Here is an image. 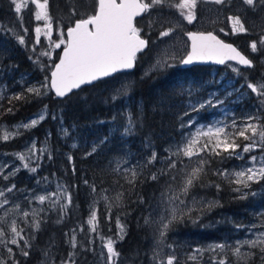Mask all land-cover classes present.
Segmentation results:
<instances>
[{
  "label": "snow or ice",
  "instance_id": "snow-or-ice-1",
  "mask_svg": "<svg viewBox=\"0 0 264 264\" xmlns=\"http://www.w3.org/2000/svg\"><path fill=\"white\" fill-rule=\"evenodd\" d=\"M209 2L228 10L232 7L230 0H177L175 3L172 0H95L92 4H83L80 0H65V9L73 24L65 31L62 26L54 25L50 0H32L36 9L35 20L45 22L43 27L37 26L34 29L35 42L32 51L35 52L36 46L40 44L42 34L51 41L55 26L60 39L59 42L52 43L51 48L60 49L63 45L62 56L59 57V63L54 64L50 78L45 76L43 81L28 83L27 86L22 79L19 83L23 91H8L7 85H0V108H3V101L6 99L9 106L4 108V112L12 113L15 102H30V98L41 99L50 90H54L57 97H65L74 89H79L81 85L90 84L119 70L132 69L137 54L142 53L149 46V40L142 38V28L137 26L141 20L148 17L143 26L146 29L145 35L156 31L158 40L166 37L177 39L182 32L181 24L177 20L168 18L166 10L177 9L179 20L191 24L198 19V6ZM10 5L16 14L27 7L26 0H10ZM241 6L244 11L227 17L233 34L249 32V27L246 26L249 12L264 20V0H241ZM138 17L140 20L137 19ZM18 19L22 20V17L18 16ZM251 27L255 28L256 24L252 23ZM21 29L24 35H19L11 28L0 30V35L10 36L19 45L26 46L25 35L28 29L23 25ZM220 31L223 32V29ZM184 35L191 40V50L179 59L178 62L182 65H190L196 61H215L219 64L236 61L237 65L254 67V61L249 56L233 45L226 44L212 32H188ZM65 36L67 40L64 39ZM172 47L173 45H168L156 54L153 69L175 66L177 57L176 53L171 51ZM250 50L252 53L264 52V29H261L258 40L251 42ZM41 56L51 57V51L41 52L35 57L34 63L40 65ZM5 58V53L0 52V62ZM4 70L0 69V74ZM233 71L241 75L239 67H234ZM245 86L255 94L257 100L253 112L241 117L225 112L226 119H216L206 124L199 123L196 116L191 113L198 114L202 109L217 108L224 104V100L220 99L217 93H209L206 99H198L196 103L188 104L190 111L185 112L184 115L189 118L186 123L181 124V128L188 131L182 133L181 142L173 146L174 150L170 147L166 150L167 154L161 156L148 142L146 147L149 148V155L144 158L143 163L139 161L133 163L121 158L110 162L114 164L112 171L126 178L133 189L136 187L138 175L148 166L154 167L157 163L162 167L151 172L146 179L159 182L160 179L167 178L166 192L161 193L159 203L153 205L151 202H146L142 195L137 194L140 204L147 203L148 215L143 217L144 225L153 229L154 244L149 264L199 262L205 252L210 254L209 264H230L228 252H231L236 261L245 262L253 260L258 252L260 260L264 262V231H253L255 225L248 229L252 233V239L236 240L231 244L215 243L206 248L196 247L181 255L177 254L174 244L166 243L168 233L174 224L185 221L196 224L206 212L220 206L217 200H207L203 197L197 199L195 195L189 199L191 190L197 186H212L217 191L221 190L219 183L208 185L201 183V178L207 175L214 159L218 162L232 158L244 161V165L239 170L218 168L213 175L232 186V191L237 194L236 199H247L249 195H257L251 191V186L264 181V76L255 83L246 80V85L242 87ZM128 88L129 85H122L116 90L118 95H114L112 99L126 95ZM6 91L8 94L5 96ZM186 91L191 96L192 90L189 88ZM231 94L227 92L225 99ZM46 117L47 105L27 123L21 122L13 126L10 131L7 125L0 124V140L14 139L21 135L22 131L37 127ZM53 119L56 117L54 116ZM125 119L122 135L129 136L135 131L139 117H134L129 112ZM61 131L65 137H70L67 128L62 126ZM106 142H108L107 137L100 141L101 144ZM41 143L42 146L37 147V141L33 139L25 145L24 151L12 154L20 162L19 165L13 166L0 161V181L3 182L0 184V249H3V253H0V264H20V260L16 259L17 255L26 260L33 250L36 234L47 222L48 213H57L56 223H61L73 204L72 191L69 190L68 185L58 180H49L48 177L35 179V174L42 167L45 157L48 160L53 159L51 149ZM72 147L76 148L77 145L74 143ZM256 149H260L261 154L249 155L245 160V154H250ZM97 151L98 147L94 143L91 150L85 153V158L94 155ZM67 159L75 175L77 169L73 162L74 157L69 154ZM9 168L11 170L6 171ZM22 169L32 175L36 187L43 185L40 187V192H36L34 188H18L17 184L12 182ZM129 176L131 178L127 179ZM82 183L93 197L89 204V215L83 224H78L69 233H65L66 243L71 250L66 258H61L60 264H87L88 253L97 255L93 247L96 242L93 234H96L101 241L100 247L103 250L98 253L101 264H123L124 258L116 246L125 239L127 227L121 222V216L117 215L115 238L101 236L97 205L100 201L104 202L105 219L111 221L112 208L114 205L122 206L124 193L117 191L111 196L109 189L101 187L98 191L95 182L90 183L88 179H83ZM53 186L54 190H51ZM71 187L75 190L78 185L73 184ZM22 202L25 207H22ZM161 205L164 206L163 211L160 210ZM124 215L126 217L127 213ZM258 215L264 216V213ZM261 224L264 225V220ZM85 226L88 228L87 245L77 241L78 233H85ZM236 227L239 229L242 226L236 225ZM50 247L41 251L46 264H55L53 256L50 255ZM244 248H247V251H242Z\"/></svg>",
  "mask_w": 264,
  "mask_h": 264
},
{
  "label": "trees",
  "instance_id": "trees-1",
  "mask_svg": "<svg viewBox=\"0 0 264 264\" xmlns=\"http://www.w3.org/2000/svg\"><path fill=\"white\" fill-rule=\"evenodd\" d=\"M94 2L95 0H88L87 3ZM61 11L67 14L65 5H62ZM10 15L12 23L16 17L12 12L10 0H0V20H4ZM141 22L138 26L142 28ZM64 24L65 30L72 24L71 19ZM144 31L146 30L142 28V34L149 40V47L137 56L136 67L132 71L116 73L93 84L85 85L64 98L57 97L50 90L41 99L30 98V102H15L12 113L4 112V108L9 105L6 99L3 101V108H0V123L7 124L24 121L47 105L49 115L44 121L30 131H25L21 136L0 143V150L20 148L24 141L30 137H36L38 143H47L52 151L53 159L48 160L45 157L39 172L42 176L58 177L69 186L73 196V204L69 207L67 215L61 223H56L57 213H48L46 224H43L41 230L36 234L30 256L26 260L20 255L16 256V259L20 260V264L38 263L43 257L41 250L45 249L49 242L53 243L55 264H60L61 258L67 257L71 249L66 243L65 233H69L78 224L84 223L89 215V204L93 198L89 194V189L83 185V179H88L90 183L95 182L98 191L101 187L109 189L111 196H114L117 191L124 193L122 206L114 205L112 208L111 221L105 219L104 202L100 201L97 205L100 217L99 232L115 238L116 216L120 215L121 222L127 227L125 239L116 246L124 258L123 263L149 264L150 228L144 225L143 220L147 213V203L140 204L137 194L142 195L146 202L154 204L167 184V178H162L159 182L146 179L151 172L162 167L157 163L154 167L148 166L142 174L138 175L135 182L136 187L133 189L127 183L126 178L112 171L110 162L124 151V153H130L135 159L134 161L137 159L143 163L144 158L149 155V148L146 147L148 142L158 154L166 155V150L171 145L173 147L174 142L179 140L182 135L181 115L191 100V96L186 91L188 86L191 85L196 89L203 87L210 79L212 66L205 64L182 65L178 62L174 67H167L159 71H146L152 35L149 33L145 35ZM227 40L233 41L234 39L227 38ZM0 52H4L6 56L0 62V69H5L0 74V84L6 83L13 88L11 91L17 92L23 91L20 83L15 81L18 76L22 73L31 74V79L34 78V81L44 80L45 76L50 78V70L59 57L58 55L53 63L46 64V67L41 70L39 65L34 63V57L30 59V53L26 48L20 46L10 36L4 35H0ZM253 61L254 67H242V73L249 75L246 77L243 74L242 77L255 83L262 74V69L258 61L254 58ZM125 75L131 77L130 88L126 95L118 96L113 100L112 97L118 95L117 87L123 83L122 77ZM240 79L246 83V80ZM6 92L5 96L8 94ZM129 112L134 117L138 116L139 122L131 135L124 136L122 135L123 125L126 123L125 116ZM54 116L56 119H53ZM57 119L64 121L65 128L71 134L70 137H65L59 130ZM105 137L108 138V142L101 144L100 141ZM74 143L77 145L76 148L72 147ZM94 143L97 145L98 151L85 158V153L91 150ZM69 154L74 157L73 162L77 169L75 175H73L71 164L67 159ZM226 166L223 162L214 159L207 175L201 178V183L205 185L209 183L221 184L220 191L212 186H197L193 189L201 195L200 197L217 199L220 206L206 212L196 224L187 221L174 224L171 228L172 235L179 238L180 242L187 239L188 243L200 244L215 240L220 237V229L226 231L227 228H230L229 215L233 216L232 219L237 218L236 213L240 211L241 206L238 208L235 206L232 186L213 175L216 169ZM25 173H28L27 170H21L14 181L22 187L33 186L35 179L32 176L28 175L22 180ZM130 178L129 176L127 179ZM73 184L78 185L75 190L71 187ZM125 213H127L126 217ZM193 215L195 216V213ZM247 219H249L248 215L246 223ZM237 221L242 223L243 219L239 218ZM212 224L217 226H212ZM80 242L83 241L79 240L78 243ZM83 243L87 245V238ZM94 248L96 249V246ZM1 253H3V249ZM97 257L98 253L97 255L88 253L87 264H95Z\"/></svg>",
  "mask_w": 264,
  "mask_h": 264
},
{
  "label": "rangeland",
  "instance_id": "rangeland-1",
  "mask_svg": "<svg viewBox=\"0 0 264 264\" xmlns=\"http://www.w3.org/2000/svg\"><path fill=\"white\" fill-rule=\"evenodd\" d=\"M80 2L83 4H88L87 3L88 0H80ZM172 2L175 3V2H177V0H172ZM26 3H27V7L25 9H22L21 13H19V14H16L12 8V12L14 13V16L16 17L15 20L12 21V23H11V20H12L11 15L8 16L7 18H5L4 20H0V30L6 29V28H11L14 31H16L19 35H24V33L21 29V25H23L24 28H27L28 32H27V35H25L26 46H22V47L26 48V50L30 53L31 57H34V59H35V57L37 55H39L41 52L51 51V57H49V56H41L40 57L39 68L41 70H43L46 67V64H49V63L51 64L54 62V60L57 59L58 55L61 52V49L63 48V45L61 46L60 49H54L53 50L51 48V44L55 43V42H59V39H60V37L58 35V31L54 26V30H53V33L51 36V41H49V39L42 34L40 37V44L36 46L35 52L32 51V45L35 42L34 29L37 26L43 27V24L45 22L35 20L34 13H35L36 9L32 3V0H26ZM230 3L232 5L230 10L225 9L223 7H220V6H217V5H214L211 2L199 5L198 9H197L198 19L196 21L192 22L191 24L187 23L186 21L179 20V12L177 9H175V8L167 9L166 15L168 16V18H170L172 20H177L180 22L182 32L177 39H170V38L166 37V38H163L161 40L157 39V32L156 31H151V33L148 32L150 35H152V38L150 39L151 50L148 53L149 54L148 55V61L149 62L147 64V67H145V70L146 71H159V70L164 69V68L163 69H153L152 65L155 63L156 54L158 52H160L162 49L166 48L168 45H173V47L171 48V51L176 53L177 60H176L175 64H177L179 59H182L187 54V52L189 50V39L187 38L186 35H184V33L189 32L191 26L194 27V29H196V30H210L209 28H212V27H213L212 29L215 31H216V29H219V28L223 29V32H221V31L220 32L222 34H224L227 38H231V39L236 40L239 44L243 45L246 48L248 46L247 49L249 51H251L250 50V44H251L250 40L248 43L245 42V35L247 33L241 34L240 36H239L240 33H237L236 35L233 34L231 31V24H230L229 20L227 19V17L230 15L238 14V13L244 11L243 7L241 6V0H230ZM53 5L55 7H53ZM62 5H65V0H50V12L54 18V25L58 24V25L64 27V25H65L64 22L69 21L70 19L68 17V14H65L64 12L62 13V11H61ZM247 15H248V17H250L249 21L256 24V27L253 28V27H251V24L248 23V21H246V23H247L246 25H248L249 29L252 28L249 31L251 33L249 35V37H253L252 41L258 40L259 35L261 34V29H264V20H261L260 17H258V16H255L256 18H254V15H252V13H250V12L247 13ZM18 16L22 17V20L18 19ZM147 19H148V17H145V20H147ZM145 20H142V22H141L142 28L144 30H146L143 27L145 24ZM217 27H219V28H217ZM220 32H218V33L221 34ZM238 37L240 38L239 40H237ZM64 39L67 40L66 36L64 37ZM153 42H155V44H153ZM250 55H251L250 57H253L261 65L262 74L260 75V77L258 79V80H260V78L262 76H264V52L258 51L256 53H253ZM234 67H239V71H240L241 75H237V73L233 71ZM242 72H243L242 67L233 63V62H228L223 66L213 65L210 68V73H211L210 79L207 83L204 84L203 87L196 89V88H193V86H191V85L188 86V89L190 88L192 90L191 100L187 103V108L184 111V113L187 111H190L188 108V104L190 102L196 103V101L198 99L199 100L206 99L208 94L212 93V92L217 93L219 98L224 100V104L217 107V108L202 109V110H200V112L198 114L197 113H191V115L196 116L199 123H205L206 124V123H209V122L216 120V119H226L227 117L224 116L225 112L229 113V115L234 113L237 117H241L242 115H244L246 113L253 112L254 107L257 105V100L255 98V94L252 93L250 89H248L246 86L242 87V86L246 85V83L244 81H242L240 78L247 80L245 77H242V75L244 74V76H246V77L249 76L247 73H242ZM22 79H23L26 86L28 83H36V82L43 81V80L34 81V78L31 79V74H27V73L26 74L22 73L20 76H18L16 78L15 81L19 83ZM122 79L124 81H123V83L118 85V87H117L118 89H120L122 85H129V81H131V77L127 76V75L123 76ZM239 80H241V81H239ZM0 85H7L8 91H11L13 89L10 85H8L6 83L0 84ZM129 88H128V90H129ZM225 89H227V92L232 93L231 96L227 97V99H225V97L227 96V92H225ZM234 89H238L239 91H235ZM6 93H8V92H6ZM242 93H243V95H242ZM41 110L33 113L31 116H29L27 119H25L24 121H21V122L27 123L29 121V119L34 118L35 114L40 112ZM184 113L181 115L182 123H186L188 118H189V117L185 116ZM48 115H49V110L47 108V117H48ZM21 122H18L15 124H7V123L3 122L0 124L7 125L8 130L10 131L13 126L19 125ZM57 123L59 124V130L60 131H61L62 126L65 128L63 120L57 119ZM31 129H29L27 131H30ZM187 131H188V129H183L182 133H186ZM24 133H25V131H22V134H24ZM21 135H19V136H21ZM33 139H36L37 147L42 146V143H38V140L36 137H30L24 141V144L20 148L13 149V150H3V151L0 150V161L7 163L9 165H13V166L19 165L20 162L18 160H16L12 154L24 151L25 145L29 144ZM181 139H182V135H181L179 140L174 142L173 146L180 143ZM11 140H13V139H11ZM2 142H5V141L0 140V143H2ZM43 144H46L48 146L47 143H43ZM171 147H172V145H171ZM173 150H174V147H173ZM5 154H7V155H5ZM260 154H261V150L256 149L250 154H245V160L247 159V157L249 155L259 156ZM117 158L127 159L133 163L137 161V159H136V161H134L135 159L133 158V156L130 153H124V151L122 153H120L119 155H117L116 157H114L111 160V162ZM185 162H187V161H185ZM225 163H228V164H225ZM110 164L112 167H114V164H112V163H110ZM211 164H212V162H211ZM223 164L227 165L225 168L239 170V168L244 165V161H242L240 159L232 158V159L223 161ZM125 167H127V165H125ZM10 170H11V168L7 169L6 171H10ZM20 172L18 174H20ZM28 175L32 176L29 173H25V175L22 177V180L25 177H27ZM42 177H48L49 180H53V181L58 180V181L63 183V181H61L56 176H53V177L50 175L42 176L39 171L37 174H35V179H39ZM12 182L16 183V181H12ZM0 184H3V182L0 181ZM166 185L164 186V189L162 190V192H166ZM17 187L21 188V189L26 188V187H22L19 185H17ZM40 187H43V185H41ZM40 187H36L35 183L33 186H27V188H34L36 192H40ZM51 190H54V186ZM251 191L257 193V195H255V196L249 195L247 199H236L235 197L237 194L233 192L234 202H236L235 206L237 208L241 206V208H240V211H237V213H236V216H237L236 219L235 218L232 219L233 216L229 215L230 216L229 219L231 220L230 228H227L226 231L220 229V231H219L220 237L219 238H217L215 240H209V241H206V242L200 243V244L193 243V242L188 243L187 239L180 242L179 238L174 237L175 235H172V230H171L168 233V239H167L166 243L174 244L176 247L177 254L181 255L182 253L190 252L191 249L196 248V247L206 248L208 245L215 244V243L228 242L231 244L236 240H243L246 238L252 239L253 238L252 233L249 232L248 229L251 228L253 225L256 226V228L253 229V231H257V230L264 231V225L261 224V221L264 220V216L258 215L259 213H264V181H261L259 184H255V183L252 184ZM161 193L158 195V198L156 199V201L154 202L153 205L160 202ZM192 195H195L197 197V199H199L201 196V195H199V193L195 192L193 189L191 190V192L189 194V199H191ZM205 199L217 200V199H212V198H205ZM21 201H23L22 197H21ZM25 206L26 205L22 202V207H25ZM163 207L164 206L161 205V209H160L161 211H163ZM147 215H148V211L144 215V217ZM247 215H248L249 219H247L248 222L246 223L245 221H246ZM239 218H241V220L243 219L242 223H239V221H237V219H239ZM236 225H241L242 227L237 229ZM212 226H217V225L212 224ZM87 231H88V228H87V226H85V233H82V234L78 233L77 241L81 240L84 242L85 238H87V236H86ZM100 235L103 237H107V235L102 234V233H100ZM93 238L96 241L93 246L94 247L96 246L97 253H99L100 251L103 250L100 247L101 241L98 237H96V234H93ZM153 244H154L153 229L150 228L149 257L151 255V250L153 248ZM49 247H50V255H52L54 258L53 243L52 242H49V244L47 245V247L45 249H48ZM1 251H2V249H0V253H1ZM242 251H247V248L242 249ZM254 251H256V250H254ZM209 256H210V254L205 252L203 258L199 262H189V264H209ZM228 258H229L230 264H264V262H262L260 260L258 252H257V256L253 260H249L247 262H245L243 260L236 261V258L231 255V252H228ZM36 264H46V262L44 260V256ZM95 264H101L99 255L96 259Z\"/></svg>",
  "mask_w": 264,
  "mask_h": 264
},
{
  "label": "water",
  "instance_id": "water-1",
  "mask_svg": "<svg viewBox=\"0 0 264 264\" xmlns=\"http://www.w3.org/2000/svg\"><path fill=\"white\" fill-rule=\"evenodd\" d=\"M139 18V17H138ZM69 26H73V24H71V25H69ZM68 26V27H69ZM66 30H67V28H66ZM65 30V31H66ZM190 32H203V33H208V32H212V31H197V30H193V31H190ZM188 33V32H187ZM214 35H216L220 40H222V41H224L226 44H231V45H233L234 47H236L238 50H240L242 53H244L238 46H236L234 43H232V42H230V41H226L225 39H223L222 37H220L219 35H217L216 33H214V32H212ZM67 38V37H66ZM142 38L143 39H146L145 37H143L142 36ZM188 39H189V50L188 51H190L191 50V40H190V38L189 37H187ZM147 49V48H146ZM145 49V50H146ZM62 50H63V48L61 49V52H60V55H59V57L60 56H62ZM139 54V53H138ZM137 54V55H138ZM245 54V53H244ZM246 55V54H245ZM186 56V55H185ZM248 56V55H247ZM59 57H58V59L55 61V63L54 64H56V63H59ZM250 58V57H249ZM251 59V58H250ZM227 62H229V61H227ZM226 62V63H227ZM232 62H235V63H237L236 61H232ZM225 63V64H226ZM54 64H53V66H54ZM192 64H205V65H216V66H223V65H225V64H219V63H216L215 61H196V62H194V63H192ZM52 66V68H51V70H50V74H51V72L54 70V67ZM135 66H136V63H135ZM135 66L132 68V69H123V70H119V71H117V72H115V73H112L111 75H109V76H107V77H110V76H113V75H115L116 73H121V72H129V71H132V70H134V68H135ZM242 67H246V66H243V65H241ZM107 77H102V78H100V79H98V80H101V79H104V78H107ZM98 80H96V81H93L92 83H90V84H93V83H95V82H97ZM90 84H84V85H81V87L80 88H82L83 86H85V85H90ZM79 88V89H80ZM76 90H78V89H74L73 90V92L74 91H76ZM54 94H55V91L54 90H51ZM69 94H71V93H69ZM68 94V95H69ZM66 97V96H65ZM59 98H64V97H59Z\"/></svg>",
  "mask_w": 264,
  "mask_h": 264
},
{
  "label": "flooded vegetation",
  "instance_id": "flooded-vegetation-1",
  "mask_svg": "<svg viewBox=\"0 0 264 264\" xmlns=\"http://www.w3.org/2000/svg\"><path fill=\"white\" fill-rule=\"evenodd\" d=\"M250 18V17H249ZM254 18H256L255 16H254ZM248 23H250V24H252V22L251 21H249L248 20ZM247 24V23H246ZM138 26V25H137ZM246 26H248V25H246ZM138 27H140V26H138ZM213 28V27H212ZM212 28H209L210 30H197V31H212V32H214V33H216L217 35H219L220 37H222L223 39H225V40H227V37L224 35V34H222L221 32H220V28L219 27H217V28H219V29H216V31L215 30H213ZM252 29V28H251ZM251 29H249V31L251 30ZM193 30H196V29H194V27H190V30H189V32L190 31H193ZM218 32H220L221 34H219ZM241 34H244V33H240L239 34V36L241 35ZM251 33L250 32H248L246 35H245V42H249V40H250V42H252V38L253 37H249V35H250ZM236 35V34H235ZM142 36H144L143 34H142ZM145 37V36H144ZM146 39H148L147 37H145ZM240 38L238 37V39L237 40H239ZM227 41H230V42H232V43H234L236 46H238L246 55H248V56H251L250 54H253L251 51H249L247 48H248V46H247V48L246 47H244L243 45H241V44H239L237 41L236 42H233V41H231V40H227ZM252 58V57H251ZM252 60H253V58H252Z\"/></svg>",
  "mask_w": 264,
  "mask_h": 264
},
{
  "label": "bare ground",
  "instance_id": "bare-ground-1",
  "mask_svg": "<svg viewBox=\"0 0 264 264\" xmlns=\"http://www.w3.org/2000/svg\"><path fill=\"white\" fill-rule=\"evenodd\" d=\"M233 214V213H232Z\"/></svg>",
  "mask_w": 264,
  "mask_h": 264
}]
</instances>
